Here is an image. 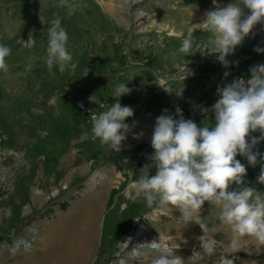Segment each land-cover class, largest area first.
<instances>
[{"label": "rangeland", "instance_id": "obj_1", "mask_svg": "<svg viewBox=\"0 0 264 264\" xmlns=\"http://www.w3.org/2000/svg\"><path fill=\"white\" fill-rule=\"evenodd\" d=\"M234 2L0 0V42L11 49L8 70L0 71V264H122L124 257L126 264H152L158 253L134 252L131 238L140 225L147 229L141 241L161 236L178 247L174 254L184 264H220L219 255L233 264H264V243L254 237H239L232 246V229L215 204L203 206L202 231L178 210L159 201L148 205L130 187L149 163L159 115L167 110L179 119V108L184 119L211 124L214 116L204 109L218 99L215 81L225 72L250 78L249 69L264 63V53L254 51L264 48V25L227 58L228 68L206 52L215 33L202 24L205 13ZM70 4L83 6L72 11ZM56 17L67 31L72 60L49 71L48 28ZM190 27L196 50L187 56L179 49ZM29 35L34 42L27 45ZM121 83L132 89L120 103L132 107L134 117L126 121L130 131L121 150L112 152L93 139L90 116L115 102ZM260 143L254 151L264 154ZM237 159L247 168L244 186L253 183L264 193L257 182L264 161L253 167ZM95 207L97 225L86 226L85 212ZM21 240L31 247L15 249ZM62 241L73 249L59 259L54 252ZM209 241L212 254L202 246Z\"/></svg>", "mask_w": 264, "mask_h": 264}, {"label": "clouds", "instance_id": "obj_2", "mask_svg": "<svg viewBox=\"0 0 264 264\" xmlns=\"http://www.w3.org/2000/svg\"><path fill=\"white\" fill-rule=\"evenodd\" d=\"M61 5L67 0H60ZM72 11L83 5H68ZM214 31L212 50L225 67L230 66L229 56L241 46L245 38L257 25H264V0H235L227 6L207 11L202 23ZM48 28V47L46 65L49 71L54 64L63 68L72 60L68 51V34L61 27L59 17L52 19ZM25 44L34 41L29 35ZM192 28L181 44L179 51L188 55L193 47ZM199 47L198 45L196 46ZM257 53H264V48H254ZM11 49L0 42V71L6 72V58ZM186 68V67H185ZM185 68L183 78L185 79ZM250 78H236L217 89L218 99L210 109L214 119L211 124L199 126L191 119H184L177 108V116L164 114L156 118L151 137L153 153L141 169L139 178L132 182L131 188L137 197H143L148 205L159 201L161 205L178 210L182 219L194 222L204 229L201 223V211L205 202L220 208V220L229 225L234 234L232 246L236 247L239 237H254L264 243V193L254 187L244 186L247 168L237 156H243L248 164L255 167L264 161V154L254 151L264 141V63L249 69ZM225 77L229 75L225 72ZM164 88V87H163ZM168 93L172 91L164 88ZM132 89L127 84L115 86L111 105H102L106 110L98 115H91L93 139H99L112 152L121 150L126 133L130 131L127 120L134 117V109L120 103V98L130 95ZM180 95V92H177ZM259 132V137L253 133ZM139 133L135 138H140ZM152 169L155 174L150 175ZM257 182L264 184V166L261 167ZM236 187L233 189L232 186ZM204 241V235L199 237ZM158 255L152 264H184V258L174 254L178 247H172L164 238L144 243ZM214 242L202 246L208 254L214 252ZM220 264H233L221 256Z\"/></svg>", "mask_w": 264, "mask_h": 264}, {"label": "bare ground", "instance_id": "obj_3", "mask_svg": "<svg viewBox=\"0 0 264 264\" xmlns=\"http://www.w3.org/2000/svg\"><path fill=\"white\" fill-rule=\"evenodd\" d=\"M111 11V10H110ZM117 13L114 12V15H116ZM187 74L191 75L192 72L191 70H187ZM101 201V200H100ZM85 208V207H84ZM85 210V209H84ZM97 208H89V211L88 212H85L86 213V217H85V224L86 226H93L95 227L97 225V218H96V214L98 213L97 212ZM68 227V226H67ZM48 228V227H47ZM71 228V227H70ZM90 229V228H89ZM47 230V229H46ZM146 227H143V228H140L136 237L134 238V252L136 255H140L142 254V252H144V254H147V253H156L154 250H152L150 247H148L147 245H145L144 243H147V241H141V237L144 235V233L146 232ZM56 235V234H55ZM88 235V234H87ZM86 235V236H87ZM87 239V238H86ZM45 240H40L41 243H43ZM153 241V240H152ZM157 242L159 240H156ZM151 242V241H149ZM47 243V242H46ZM44 244V243H43ZM21 245H24L26 248H29L31 247V242L30 241H25V240H21L19 241L16 246H15V249H20V246ZM45 245V244H44ZM59 245V244H58ZM188 247V246H187ZM55 252L54 254H60V258H65L66 257V254L71 251L73 249V247L70 245V243L68 244L67 242L65 241H62L61 244L59 246H56L55 248ZM56 255V256H57ZM69 255V254H67ZM68 258V257H67ZM122 264H126V259L125 257L122 259L121 261Z\"/></svg>", "mask_w": 264, "mask_h": 264}, {"label": "built area", "instance_id": "obj_4", "mask_svg": "<svg viewBox=\"0 0 264 264\" xmlns=\"http://www.w3.org/2000/svg\"><path fill=\"white\" fill-rule=\"evenodd\" d=\"M236 78H243V77H240V76H234V77H220L218 78L216 81H215V85H214V89L217 93V89L219 87H222L224 84L226 83H229L231 82L233 79H236Z\"/></svg>", "mask_w": 264, "mask_h": 264}, {"label": "trees", "instance_id": "obj_5", "mask_svg": "<svg viewBox=\"0 0 264 264\" xmlns=\"http://www.w3.org/2000/svg\"><path fill=\"white\" fill-rule=\"evenodd\" d=\"M187 2L191 3V2H194V0H187ZM260 145H262V143H259V145H258L257 147H259ZM251 177H253V176H251ZM253 178H254V177H253ZM253 180H254V179H253ZM250 187H254V188H256V186H255L253 183H251ZM256 189H257V188H256ZM216 256H218V255H216ZM221 256H222V255H219L218 257L221 258Z\"/></svg>", "mask_w": 264, "mask_h": 264}, {"label": "water", "instance_id": "obj_6", "mask_svg": "<svg viewBox=\"0 0 264 264\" xmlns=\"http://www.w3.org/2000/svg\"><path fill=\"white\" fill-rule=\"evenodd\" d=\"M140 228H143V225H140V226H139V229H140ZM139 229H138V230H139ZM134 237H135V236H134ZM134 237L131 238L132 242H134Z\"/></svg>", "mask_w": 264, "mask_h": 264}, {"label": "crops", "instance_id": "obj_7", "mask_svg": "<svg viewBox=\"0 0 264 264\" xmlns=\"http://www.w3.org/2000/svg\"><path fill=\"white\" fill-rule=\"evenodd\" d=\"M221 77H222V76H221ZM223 77H225V76L223 75ZM227 77H229V75H228ZM230 77H231V76H230ZM230 77H229V78H230ZM233 77H234V76H233ZM219 78H220V77H219ZM215 92H216V91H215ZM216 94H217V93H216ZM217 96H218V95H217Z\"/></svg>", "mask_w": 264, "mask_h": 264}]
</instances>
